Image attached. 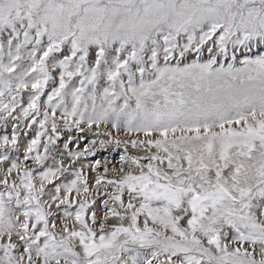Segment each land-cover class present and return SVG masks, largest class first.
<instances>
[{
	"label": "snow or ice",
	"instance_id": "obj_1",
	"mask_svg": "<svg viewBox=\"0 0 264 264\" xmlns=\"http://www.w3.org/2000/svg\"><path fill=\"white\" fill-rule=\"evenodd\" d=\"M0 129V264H264V0H0Z\"/></svg>",
	"mask_w": 264,
	"mask_h": 264
},
{
	"label": "rangeland",
	"instance_id": "obj_2",
	"mask_svg": "<svg viewBox=\"0 0 264 264\" xmlns=\"http://www.w3.org/2000/svg\"><path fill=\"white\" fill-rule=\"evenodd\" d=\"M8 134H11V128H8ZM4 130L0 129V135H3ZM34 135L33 132H29V134L27 136L24 135L23 132L20 133V138H21V143L26 144L28 140H30L32 138V136ZM71 136L73 138V143L70 145L71 149L73 152L78 151V150H83L84 148H89L91 147L90 142L93 139H102L103 137H96L92 135V131L85 128L83 133L77 132L76 130H73L72 133H67L65 132L61 138V140L58 142V147L60 149L63 148V144L64 142L68 139V137ZM80 137H84L83 139H80ZM78 145V147H77ZM95 151V155L94 156H88L84 159V163H90V164H95L96 161L100 162V169L99 172L101 175H103V168L107 165L109 168H111L113 165H117V162L119 160V154L122 150H118L112 146H107L105 148H100L98 145L96 146L95 149H93ZM21 156H22V152H21ZM68 161L66 160V163ZM86 172H88L89 176H90V180L91 177L95 175V173L90 172L88 169L85 170Z\"/></svg>",
	"mask_w": 264,
	"mask_h": 264
}]
</instances>
